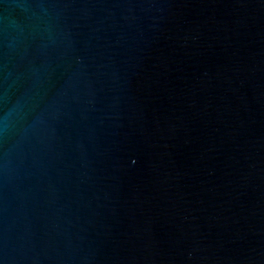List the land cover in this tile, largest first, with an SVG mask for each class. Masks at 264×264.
<instances>
[{
	"label": "water",
	"instance_id": "95a60500",
	"mask_svg": "<svg viewBox=\"0 0 264 264\" xmlns=\"http://www.w3.org/2000/svg\"><path fill=\"white\" fill-rule=\"evenodd\" d=\"M0 264H264V0H0Z\"/></svg>",
	"mask_w": 264,
	"mask_h": 264
}]
</instances>
